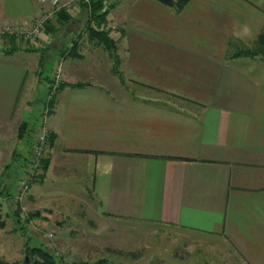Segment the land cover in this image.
Segmentation results:
<instances>
[{
    "label": "crops",
    "instance_id": "obj_1",
    "mask_svg": "<svg viewBox=\"0 0 264 264\" xmlns=\"http://www.w3.org/2000/svg\"><path fill=\"white\" fill-rule=\"evenodd\" d=\"M108 1L117 65L89 37L82 6L69 22H51L38 46L0 41V172L16 153L3 150L4 141L50 106L55 138L44 184L26 194L33 206L50 216L64 199L76 200L105 224L133 221L203 238L199 263L264 264V58L229 51L259 37L264 6L189 0L177 11L157 0ZM42 7L0 0V29ZM52 50L64 57V86L48 102L39 96L50 90L54 66L43 73ZM57 183L84 195L61 193ZM4 199L1 208L12 206Z\"/></svg>",
    "mask_w": 264,
    "mask_h": 264
},
{
    "label": "rangeland",
    "instance_id": "obj_2",
    "mask_svg": "<svg viewBox=\"0 0 264 264\" xmlns=\"http://www.w3.org/2000/svg\"><path fill=\"white\" fill-rule=\"evenodd\" d=\"M252 1L264 6V0ZM107 3L109 4L108 0ZM29 46L32 45L29 44ZM240 49L255 51V56L264 58V51H260L261 44L258 38L241 48H232L229 51L232 54ZM30 53L33 57L39 55L37 51ZM57 59L58 54L53 50L45 54L43 74L46 77ZM47 84L48 81H45V85ZM56 93L48 102L54 100ZM39 97V100H44L48 96L43 91ZM50 112L51 108L46 119L47 127H49ZM41 116L40 114L38 119L37 113L34 114L22 138L12 137L3 143V150L12 148L16 153L5 161V167L0 172V189L7 186V196L14 201L12 206L7 203L6 207H0L3 218L8 216L6 227L0 228V259L8 262L24 261L28 245H43L67 262H94L106 258L110 264H198L199 260L205 258L203 238L197 239L195 236L188 235L187 232L133 221L105 224L91 218L86 213L87 208L77 205L82 202L76 204L75 200L72 203L71 199H64L63 202L67 204L65 208L58 210L59 212L54 211L50 216L46 215L49 213L46 208H38L29 203L27 195L18 204L15 196L22 187L26 168L32 160L33 146L38 134L37 125L42 119ZM41 178L42 176L38 175L33 180L28 193H36V190L44 184L38 182ZM56 185L55 190H62L61 193L65 192L62 188L66 187L67 195H84L71 183L66 186L58 183ZM74 189L76 190L73 191ZM3 201H5L4 195L0 196V202ZM17 210L19 215H16ZM23 210L26 219L21 217ZM35 213H38V216L31 215Z\"/></svg>",
    "mask_w": 264,
    "mask_h": 264
},
{
    "label": "built area",
    "instance_id": "obj_3",
    "mask_svg": "<svg viewBox=\"0 0 264 264\" xmlns=\"http://www.w3.org/2000/svg\"><path fill=\"white\" fill-rule=\"evenodd\" d=\"M43 5L40 12L29 21L22 22H7L0 29V41L9 37L23 38L28 44L38 46L39 39L42 32L46 29L47 23L54 21L58 13L66 11L71 15L75 10L81 8L82 3H88L90 0H39ZM71 48V47H70ZM64 70V57L59 56L54 63L52 72V87L48 95V100L54 96L59 90L63 82ZM50 108H46L42 114V119L39 123L38 134L33 146L32 160L29 162L25 171V177L22 182L20 191L16 194L15 198L17 203L22 202L24 196L28 193L31 183L38 175H41L43 169V160L48 156L51 144L49 142L50 131L46 126V119ZM22 209L24 207L22 206ZM21 209V210H22ZM21 217L26 219L24 210L21 212Z\"/></svg>",
    "mask_w": 264,
    "mask_h": 264
},
{
    "label": "trees",
    "instance_id": "obj_4",
    "mask_svg": "<svg viewBox=\"0 0 264 264\" xmlns=\"http://www.w3.org/2000/svg\"><path fill=\"white\" fill-rule=\"evenodd\" d=\"M159 2L165 3L167 5L175 6L177 11L182 10L189 0H157ZM83 9L88 13L86 20V30L89 37L93 40H97L100 43H104L105 47L110 51V54L116 59V65L119 62L118 56L116 54V45L114 40L110 37V30L107 28L108 25V14L110 11V6L107 3V0H90L88 3H82ZM72 18V15L66 11H61L58 13L57 18L54 20L55 22L64 23L69 22ZM53 22V21H51ZM47 23V26L51 23ZM46 26V27H47ZM258 41L261 44L260 51H264V30L260 33L258 37ZM73 46L71 47V49ZM29 50L34 51V49L29 48ZM255 51H239V54L243 55H255ZM117 73H120L118 70H115ZM53 83V79L51 77V85ZM50 85V90L51 86ZM85 84L78 83L74 86L80 87ZM64 86L62 82L59 89ZM49 90V92H50ZM28 127L27 123H23L19 128V136L22 138L24 133L26 132ZM54 135L50 133L49 141L52 145L54 142ZM43 160V166L44 161ZM7 186H4L0 189V196L7 195ZM3 190V191H2ZM18 211V212H17ZM16 211V215H19V210ZM38 213L31 214L32 216H36ZM19 218V216H18ZM19 221V220H18ZM7 225L6 220L3 218L2 213L0 212V228H5ZM26 257L28 260L24 261H16V262H8L6 260L0 259V264H110L108 259H100L98 261L89 262V261H73L67 262L65 259L59 257L54 254L52 251L44 247L43 245L31 246L28 245L26 249ZM118 264V263H115ZM201 264H210V263H201Z\"/></svg>",
    "mask_w": 264,
    "mask_h": 264
},
{
    "label": "water",
    "instance_id": "obj_5",
    "mask_svg": "<svg viewBox=\"0 0 264 264\" xmlns=\"http://www.w3.org/2000/svg\"><path fill=\"white\" fill-rule=\"evenodd\" d=\"M26 260H28V258L26 257Z\"/></svg>",
    "mask_w": 264,
    "mask_h": 264
}]
</instances>
